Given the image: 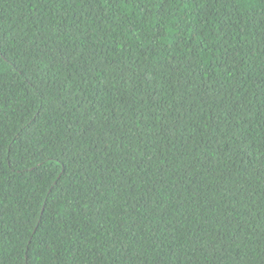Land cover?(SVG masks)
I'll return each mask as SVG.
<instances>
[{
    "label": "trees",
    "instance_id": "16d2710c",
    "mask_svg": "<svg viewBox=\"0 0 264 264\" xmlns=\"http://www.w3.org/2000/svg\"><path fill=\"white\" fill-rule=\"evenodd\" d=\"M0 264H264V0H0Z\"/></svg>",
    "mask_w": 264,
    "mask_h": 264
}]
</instances>
